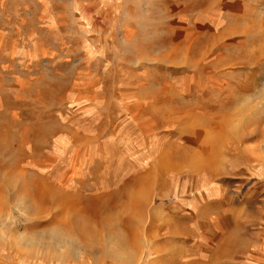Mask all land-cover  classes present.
<instances>
[{
    "label": "rangeland",
    "instance_id": "rangeland-1",
    "mask_svg": "<svg viewBox=\"0 0 264 264\" xmlns=\"http://www.w3.org/2000/svg\"><path fill=\"white\" fill-rule=\"evenodd\" d=\"M264 264V0H0V264Z\"/></svg>",
    "mask_w": 264,
    "mask_h": 264
},
{
    "label": "crops",
    "instance_id": "crops-1",
    "mask_svg": "<svg viewBox=\"0 0 264 264\" xmlns=\"http://www.w3.org/2000/svg\"><path fill=\"white\" fill-rule=\"evenodd\" d=\"M5 264V263H4Z\"/></svg>",
    "mask_w": 264,
    "mask_h": 264
}]
</instances>
